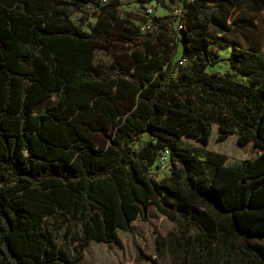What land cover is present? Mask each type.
<instances>
[{"label":"trees","instance_id":"16d2710c","mask_svg":"<svg viewBox=\"0 0 264 264\" xmlns=\"http://www.w3.org/2000/svg\"><path fill=\"white\" fill-rule=\"evenodd\" d=\"M221 1H158L169 15L141 31L119 16L121 0H0V264H83L90 241L120 245L118 230L147 220L151 205L176 225L174 264L192 252L206 264L218 240L228 256L237 237L264 264L250 241L264 242V49L230 39ZM86 8L96 10L88 31L72 20ZM114 31L139 47L96 64ZM213 45L231 49L233 73L208 70ZM103 122L111 134L97 143ZM213 124L217 140L261 152L227 164L207 147ZM165 149L170 175L157 179ZM154 232L156 256L135 244V264H160L167 235Z\"/></svg>","mask_w":264,"mask_h":264},{"label":"rangeland","instance_id":"374dc122","mask_svg":"<svg viewBox=\"0 0 264 264\" xmlns=\"http://www.w3.org/2000/svg\"><path fill=\"white\" fill-rule=\"evenodd\" d=\"M119 7V16L128 19L141 31L150 30L142 27L147 26L150 15L160 16L169 15V10L162 6L158 1H162L169 7V0H153L148 4H140L136 0H121ZM150 9L149 13L147 10ZM94 8H86V12H79L72 16L75 24L85 30H89L96 20ZM215 16L219 23L229 27L228 36L230 39L241 43L246 48L264 49V5L249 4L244 0H223L221 7L215 10ZM141 39L129 40L121 36L117 31L111 35V40L100 41L99 47L95 51V63L115 65V63L126 57L132 49H137ZM213 51L216 53L211 58L208 70H215L220 74L233 73L230 68V48H219L213 45ZM55 97H51L38 105L37 112L45 110L46 106L52 104ZM133 102L131 99H125L122 109L127 111ZM104 124L105 131L95 136L97 143H103L111 134L109 125ZM217 127L212 125V132L207 147L213 150L223 152L228 155L227 164L246 157H252L260 153L259 149L252 146L251 143L239 145L234 135H229L223 140H217ZM194 142L193 140H190ZM147 142L146 137L140 138L133 143L135 149H141ZM171 168L167 170L153 169V174L157 179L168 177ZM204 208L211 213V209L204 205ZM212 214V213H211ZM155 230L162 235H167V245L163 256L160 258V264H174L175 235L176 225L166 216L161 214L154 205L148 210L147 220H141L140 217L132 222V231L118 230L120 245L115 243L106 244L104 242L90 241L84 250L81 262L83 264H135V244L141 246L143 251L152 257L156 256ZM54 234L60 243H64L61 231H54ZM252 244H261L264 242L250 240ZM219 240L216 246L204 254L206 264H262L257 257L253 256L247 249L242 247L243 240L240 237L234 238V246L228 256H223V250L219 248ZM194 251L195 249H191ZM258 255V254H257ZM259 256V255H258ZM261 256V255H260ZM264 260V257H262ZM193 252L188 256V264H193ZM139 264H147L140 262Z\"/></svg>","mask_w":264,"mask_h":264},{"label":"built area","instance_id":"2783aa9c","mask_svg":"<svg viewBox=\"0 0 264 264\" xmlns=\"http://www.w3.org/2000/svg\"><path fill=\"white\" fill-rule=\"evenodd\" d=\"M149 13L151 12L150 9L147 10ZM181 9L180 8H174L172 13L173 14H178L180 13ZM182 22L181 21H177L176 23V27L177 29H181L182 28ZM144 28H151V23L150 21H148L147 26L142 27V29ZM170 167V159H169V150L165 149L160 155H159V160H158V169L159 170H167Z\"/></svg>","mask_w":264,"mask_h":264},{"label":"crops","instance_id":"0c3cea01","mask_svg":"<svg viewBox=\"0 0 264 264\" xmlns=\"http://www.w3.org/2000/svg\"><path fill=\"white\" fill-rule=\"evenodd\" d=\"M260 152H261V150H260Z\"/></svg>","mask_w":264,"mask_h":264}]
</instances>
